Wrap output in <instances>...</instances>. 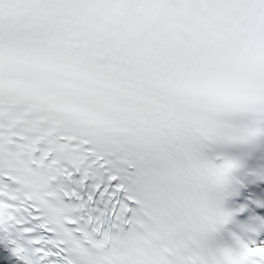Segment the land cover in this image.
I'll use <instances>...</instances> for the list:
<instances>
[{"label":"snow or ice","instance_id":"obj_1","mask_svg":"<svg viewBox=\"0 0 264 264\" xmlns=\"http://www.w3.org/2000/svg\"><path fill=\"white\" fill-rule=\"evenodd\" d=\"M0 264H264V0H0Z\"/></svg>","mask_w":264,"mask_h":264}]
</instances>
